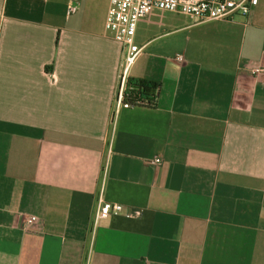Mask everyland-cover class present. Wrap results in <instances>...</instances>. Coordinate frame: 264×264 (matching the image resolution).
I'll return each instance as SVG.
<instances>
[{"label": "crops", "instance_id": "1", "mask_svg": "<svg viewBox=\"0 0 264 264\" xmlns=\"http://www.w3.org/2000/svg\"><path fill=\"white\" fill-rule=\"evenodd\" d=\"M109 2L0 0V264H264V0L142 20L133 108Z\"/></svg>", "mask_w": 264, "mask_h": 264}, {"label": "built area", "instance_id": "2", "mask_svg": "<svg viewBox=\"0 0 264 264\" xmlns=\"http://www.w3.org/2000/svg\"><path fill=\"white\" fill-rule=\"evenodd\" d=\"M258 5V0H110L105 19V32L122 47L123 71L120 76V88L117 95L118 108H130L124 103V93L128 74L141 53L135 37L139 23L153 11H167L189 16L194 21L204 22L220 20L232 15H242L249 19ZM182 57L178 58L182 61ZM254 74L257 70L253 71ZM138 106H148V101H136ZM161 162L160 158L151 161ZM123 206L118 203L103 202L96 215V221L112 214H119ZM36 216H27L20 220L19 228L25 232L34 231L39 224Z\"/></svg>", "mask_w": 264, "mask_h": 264}, {"label": "trees", "instance_id": "3", "mask_svg": "<svg viewBox=\"0 0 264 264\" xmlns=\"http://www.w3.org/2000/svg\"><path fill=\"white\" fill-rule=\"evenodd\" d=\"M159 86L149 80H128L124 93V103L130 104V108L137 107L136 101H148L146 107H155Z\"/></svg>", "mask_w": 264, "mask_h": 264}]
</instances>
